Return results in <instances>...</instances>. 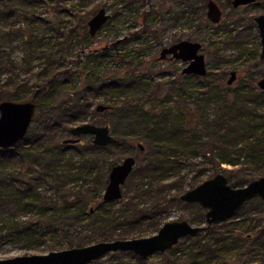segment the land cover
<instances>
[{"label": "trees", "instance_id": "1", "mask_svg": "<svg viewBox=\"0 0 264 264\" xmlns=\"http://www.w3.org/2000/svg\"><path fill=\"white\" fill-rule=\"evenodd\" d=\"M66 1L0 0V100L30 96L36 104L26 134L11 146L0 147V246L45 244L52 250L100 239L139 236L146 218L152 219V228L157 230L165 205L182 200L166 196L167 188L177 186V180L163 182L165 172L173 167L171 162L211 151L213 147L220 148L224 155L236 152L246 157L249 168L256 170L258 176L264 173V111L258 109L263 89L246 88L243 83L226 89L218 98L208 99V104L215 103L216 114L211 118L200 114L202 120L194 123L195 118L187 117V113L134 102L132 96L145 90V86L133 73H113L109 77H91L87 73L80 88L64 86L57 77L71 72L61 68L66 61L67 39L78 36L70 28L64 39L40 49L43 36H38L39 29H44V24L51 30L57 28V19L49 20V24L30 7L52 6L59 18L61 10L57 5ZM201 1L204 7L207 0ZM84 35L87 40L91 37L89 32ZM58 37L59 34L55 36ZM17 38L27 45L23 53L26 71L30 69L33 51L40 49L35 52L41 60L35 72L38 81L31 85L14 79L12 42ZM103 91L115 97L123 94L124 113L141 120L145 136L151 137L139 149L145 156L136 157L139 166L129 173L127 188L120 198L110 200L101 197L107 181L100 164L106 162L103 167L109 170L113 161L106 159L104 153L120 147L124 138L115 135L117 142L98 145L90 136L69 143L62 141L66 136L58 134L60 130L69 132L70 122L85 120L92 95ZM194 113L197 116L195 110ZM203 136L207 138L203 140ZM67 145L77 151L75 159L66 155ZM221 161L229 162L231 158L222 156ZM227 177L235 185L244 181L232 174ZM187 203L196 207L193 221L204 224L202 229L147 257L131 250L108 251L117 259L112 264H264V224L252 227L245 222L247 217L240 214L250 203L255 204L254 214L264 213V199L252 197L232 217L211 224H205L202 206ZM124 255L130 259L124 260ZM100 257L89 264H97Z\"/></svg>", "mask_w": 264, "mask_h": 264}, {"label": "rangeland", "instance_id": "2", "mask_svg": "<svg viewBox=\"0 0 264 264\" xmlns=\"http://www.w3.org/2000/svg\"><path fill=\"white\" fill-rule=\"evenodd\" d=\"M215 1L222 11L217 22L207 18L206 4L203 7L201 0H68L58 3L57 7L61 10L59 18L55 9L49 5L25 7L34 9L36 15L45 18L49 24L52 22L49 20L57 19L56 23L53 21L57 28L51 30L44 24V29H39L38 36H43L40 49L47 47L56 39H64V33L70 28L78 36L76 39H67L69 41L66 61L62 63L61 68H67L71 72L67 76L58 74L57 77L58 80L64 81V86L70 89L80 88L87 73L91 77L133 73V76L145 86V90L132 96L134 102L145 106L151 104L167 106L171 112L187 113V117L195 118L193 120L196 123L202 120L199 119L200 114L204 115V118H211L216 114L215 103L211 101V104H208V99L218 98L226 89H232L243 83L246 88L254 86L257 90H262L257 85V80L264 75V57L259 56L261 42L253 17L257 13H264V0H254L236 7L232 6L230 0ZM100 6L105 7L110 17L96 34L87 40L84 35L88 32L87 19ZM57 34L59 37L55 38ZM182 38L201 43L200 50L204 53L207 66L205 75L194 76L182 73L181 68L185 62L180 59L157 58L159 50L164 45ZM26 46L20 38L12 42V56L16 61L13 75L14 79L31 85L38 81L35 72L40 67L41 60L35 52L39 53L40 49L33 51V56L29 57L30 69L26 71L23 61ZM231 70H235L236 78L231 83H227ZM103 92L92 95L85 120H75L68 126L84 121L109 124L113 135L124 138V143L120 147L104 153V157L107 156L106 159L112 160L113 163L127 154L136 157L145 156L139 151L136 143L141 141L145 145L151 137L145 136L141 120L124 113L123 94L122 97H115L112 93ZM28 99L30 96L22 100ZM99 102L109 104L110 107L101 111L96 110L95 105ZM258 109L264 111V96ZM35 122L32 124L34 125ZM58 134L62 137L70 136V133L64 130H60ZM87 137L84 135L81 139ZM206 138V136L202 137L203 140ZM67 146L66 155L75 159L78 156L77 151L73 146ZM222 156H228L231 161H221ZM172 159L169 161L171 162ZM247 161L246 157L236 152L224 155L218 147H213L211 151L206 150L204 153L199 152L197 155L182 156L176 162H171L173 167L163 176V182L177 180V186L166 189V196L179 198V194L185 189L219 171L226 175L232 174L234 177L244 178L243 182L236 184L243 185L258 176L256 170L248 167ZM105 165L104 161L100 164L102 171H105L103 179L107 181L108 168L106 170L103 167ZM138 166L136 160L133 169L137 170ZM126 180L122 184V192L127 188ZM230 182L233 183L232 180ZM254 207L255 204L250 203L240 212L247 217L245 222L252 227L264 224V213L254 214L252 212ZM195 208L183 200L167 204L161 213L160 224L167 219L181 218L196 224L193 221ZM151 220L144 219L141 228L145 229L140 235H148L156 231L152 228ZM49 250L45 244L27 247L22 244L6 243L0 246V257L22 253H44ZM129 259V255H124V260ZM116 261L115 257L105 253L97 264H112Z\"/></svg>", "mask_w": 264, "mask_h": 264}, {"label": "water", "instance_id": "3", "mask_svg": "<svg viewBox=\"0 0 264 264\" xmlns=\"http://www.w3.org/2000/svg\"><path fill=\"white\" fill-rule=\"evenodd\" d=\"M254 0H231L233 6L249 3ZM221 8L215 0L206 1V16L217 22L221 17ZM110 17L105 7L100 6L88 19V32L94 34ZM260 42V57H264V13L254 15ZM201 43L187 38L180 39L159 50V58L167 53L172 57L187 61L182 72L205 75L207 66L204 53L200 50ZM236 78L235 70H231L226 80L231 83ZM257 85L264 89V75L257 80ZM109 104L97 103L96 110L109 108ZM36 110L33 100H0V147H8L21 139L27 132ZM70 136L63 142H75L81 134H90L92 142L103 145L116 142L117 137L110 131L107 123L84 121L73 124L69 128ZM141 149L144 145L137 141ZM136 163V156L127 154L113 163L108 171L107 182L103 188L102 200L120 198L122 184ZM264 199V173L248 180L243 185H232L226 174L219 171L203 179L179 194V198L187 202H197L204 211L205 224L218 222L231 216L243 203L252 197ZM204 224H195L185 218L167 219L159 228L148 235L115 237L100 239L84 245L52 249L44 253H22L0 257V264H89L108 251L131 250L141 257H147L156 251H164L187 234L202 229Z\"/></svg>", "mask_w": 264, "mask_h": 264}, {"label": "flooded vegetation", "instance_id": "4", "mask_svg": "<svg viewBox=\"0 0 264 264\" xmlns=\"http://www.w3.org/2000/svg\"><path fill=\"white\" fill-rule=\"evenodd\" d=\"M230 2H231V0H230ZM250 3V2H249ZM231 4H232V2H231ZM243 4H247V3H243ZM239 5H242V4H239ZM239 5H237V6H239ZM233 6V5H232ZM234 7H236V6H234ZM222 12V11H221ZM209 19V18H208ZM213 22V21H212ZM98 31V30H97ZM96 31V32H97ZM96 32L94 33V34H96ZM90 34V33H89ZM94 34H90L91 36L92 35H94ZM183 39V38H182ZM180 40V39H179ZM120 41V40H119ZM119 41H116V42H119ZM176 41H178V40H176ZM176 41H172L171 43H173V42H176ZM171 43H169V44H171ZM169 44H167V45H169ZM167 45H164V46H167ZM94 49V48H93ZM94 50H96V48L94 49ZM157 58L158 59H166V58H168V59H180V60H182L181 58H176V57H172L171 55H170V53H167L163 58H159V54H158V56H157ZM182 61H184L185 62V64L187 63V61H185V60H182ZM184 64V65H185ZM183 65V66H184ZM183 68V67H182ZM182 68H181V72H182ZM182 73H184V74H195V73H191V72H182ZM101 111V110H100ZM102 124V123H101ZM109 125V124H108ZM84 135H87V136H90V138L92 137L90 134H81L80 135V137H79V140L78 141H75V142H80V140H81V138H82V136H84ZM75 142H69V143H75ZM117 142V141H116ZM94 143V142H93ZM139 148V147H138ZM139 149H141V148H139ZM136 156V155H135ZM109 171V170H108Z\"/></svg>", "mask_w": 264, "mask_h": 264}]
</instances>
